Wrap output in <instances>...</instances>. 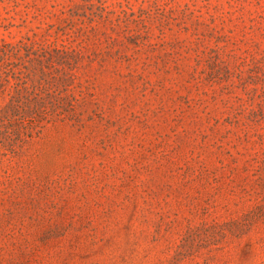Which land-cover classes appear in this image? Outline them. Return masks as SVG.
Here are the masks:
<instances>
[{
    "label": "rangeland",
    "instance_id": "obj_1",
    "mask_svg": "<svg viewBox=\"0 0 264 264\" xmlns=\"http://www.w3.org/2000/svg\"><path fill=\"white\" fill-rule=\"evenodd\" d=\"M0 77V264H264V0H0Z\"/></svg>",
    "mask_w": 264,
    "mask_h": 264
},
{
    "label": "trees",
    "instance_id": "obj_2",
    "mask_svg": "<svg viewBox=\"0 0 264 264\" xmlns=\"http://www.w3.org/2000/svg\"><path fill=\"white\" fill-rule=\"evenodd\" d=\"M1 78V77H0ZM2 81L0 79V91L3 88L2 86ZM55 112V110H48V109H44L42 110L41 108H32V109H18L15 108V96L11 95L10 98V103L8 106H6V109L4 112L0 113V119H12L13 116H20L23 118H28L30 117V121L28 122V135H32V133L38 129L39 127V123L42 120L48 119L49 116H51V114ZM18 131H20L18 129ZM18 138L22 137V134L20 135V132L17 133Z\"/></svg>",
    "mask_w": 264,
    "mask_h": 264
}]
</instances>
